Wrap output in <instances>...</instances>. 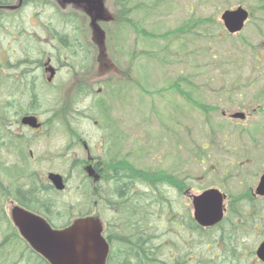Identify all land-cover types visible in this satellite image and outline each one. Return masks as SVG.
Returning <instances> with one entry per match:
<instances>
[{"label": "flooded vegetation", "instance_id": "af4514ba", "mask_svg": "<svg viewBox=\"0 0 264 264\" xmlns=\"http://www.w3.org/2000/svg\"><path fill=\"white\" fill-rule=\"evenodd\" d=\"M109 1L112 5L111 11L107 9L109 18L113 21L115 16V24L118 22L117 24L120 25L121 20L124 25L125 23L129 25V10H126V5L120 0H106V3ZM65 8L62 0H0V112L8 118L4 119L2 124L5 136L0 137V187L2 185L7 187V193L12 199L7 200L4 197L5 191L0 188V207L1 204L2 207H7L9 203L10 209L18 206L28 210L45 219L56 230L67 228L75 220L84 217L98 219L103 227V238L109 243L110 249L113 247L117 250V255L124 252L122 247H131L129 245L138 247V253L141 255L147 254L150 244L147 214V209H149V213L157 219V234H159V240L162 241L160 244L164 248H171L170 256L176 259L177 253L182 252L185 248L190 252L189 257L192 258V263L199 264L196 232L190 228L189 224L182 221L184 216L175 211L176 202L172 201L171 194H175L183 202L187 201L188 204H191L192 211L190 212L187 205L185 210L188 209L186 213L190 214L192 224H195L194 197L199 193L216 190L223 200L222 205L225 212L223 221H229L230 218L233 222L231 226L234 228L231 231L211 232L212 239L207 250L208 256H210L208 260L213 262L223 260L229 248L235 254L233 257H229V263L225 261L223 264H263L258 259L256 252L264 242V211L244 215L238 213L243 204L264 203V195L257 193V186L264 176V155L257 149L249 147L246 150L236 149V145L229 143L230 140L226 139L222 143L219 142L223 149L219 152L223 153L226 150L224 154L227 157L232 156L234 159L228 161L229 167L227 168H218L215 165V169L222 175L218 188L209 186L203 189L196 186L195 189L199 192L197 191L198 193L196 192L197 194L194 195L191 171L186 170L185 164L183 170L179 171L175 169V163L165 166L169 168L165 175L174 180L170 182L171 184L159 182L153 184L149 178L153 175L159 176V174H144L151 162L154 163L155 168L162 169L164 165L161 161L156 162L154 159L143 164V159L138 157L139 152H136L139 142V135L136 133L137 125L135 119L130 124L126 120L127 103H123L121 96H118V99L117 96L107 98V102L115 103L116 106L122 103L125 113L122 111L101 114L102 108L97 101L98 97H96L87 105L88 110H96V108L99 110L98 112L101 114L99 120H97L96 114L75 115L74 113L77 112L75 105L74 103L69 104L68 100L62 103L65 106L62 111L67 116H61L54 110L53 112L48 111L49 117L43 118L42 92L65 93L68 91L77 94L82 92L80 99L83 96L89 99L90 92L93 93V97L94 94L100 96L108 85H117L121 81L116 66V68L106 71H103L105 70V66H102L103 61L100 62L101 69L98 68V65L95 66L99 63L98 60H95L98 49L93 44L91 46L85 44V39L88 40L89 37L86 31L87 28L89 29L90 18L92 22L100 23L103 29H106L107 26L104 20L98 19L95 7L87 8L88 15L78 9V4L68 3V8ZM65 41L76 46L81 43L90 48L84 51L79 50L78 46L77 51H70V49L66 52H48L43 55H37L34 50H30L34 46L55 47ZM20 48H29V54L22 55ZM39 60L42 61L40 70L37 67ZM128 81L131 82V79L129 78ZM76 98L77 96L74 97V99ZM129 99L130 96L128 101H130ZM123 114L124 117L120 121L108 122V117L116 118L115 116L119 117ZM26 118H35V126L27 123ZM81 119L87 121L90 126L95 125L103 133L102 139L94 142L97 144V149L89 146L90 142L83 138L84 133L79 130L78 126ZM58 126L64 130L63 133L57 132ZM102 126H104L103 129H101ZM60 138H63L62 146ZM246 140L244 141L250 146L249 140ZM215 143L216 141H206L203 143L204 149L210 150ZM128 146H132L133 150H136V157L127 160L129 164H136V173L120 175V177L108 174L109 176H105L103 181L100 169H104V163L100 159V154L110 149H118L125 153ZM229 146L231 148L227 150ZM81 151L85 152V157L82 159L75 157L70 161L72 172L70 180H67L68 183H66L64 178V183L67 184L66 188L57 191L54 184L46 181L43 163L51 159L59 161L60 158L68 157L73 152H77V156H79ZM219 152L216 149L215 153ZM185 154L188 155L187 149ZM241 154L251 157H246L243 161L235 159ZM201 155L207 158L200 160L199 165H203L208 158L212 157L211 151H207L206 155ZM127 161L121 159L116 161L115 165L124 166L127 165ZM110 164L109 162L108 165ZM235 164L241 165L242 171L235 168ZM106 166L105 168H107ZM253 167H257V170L250 171L249 169ZM78 169H81L85 175L87 171L89 173L83 181V175L81 177ZM212 171L210 169L203 170L204 173L209 172L208 175L203 176V179L208 180ZM29 176L38 178L45 184L46 189L51 187L54 195H70L72 197L76 194L81 200L80 202L83 203L80 205L81 209L85 206L84 204H87L86 201H90L92 209L82 210V212L59 213L58 209L62 204L60 200L63 198H54L53 202H51V198H43L40 195L48 196L47 190L43 187H39L35 193L29 192L27 185ZM78 177L80 183L76 181L75 186L70 187L69 181H75ZM118 180L122 182L117 184ZM85 181L88 182L90 193L83 187ZM235 183L240 189L234 188ZM159 187L170 192L167 194L168 199L163 205L159 201L155 202V199L147 203L146 194H157ZM102 193H106L105 197L101 196ZM48 200L49 202H47ZM53 209H56V212H53ZM173 212H176L175 215ZM8 219L10 220V218ZM10 222L13 225L12 220ZM220 225L210 228L217 229ZM13 229L16 231L15 227ZM166 235L173 236L174 244L166 241ZM223 235H228L229 238L219 240L218 237ZM6 237H13L14 240H17L7 244V248L0 244L3 249L0 252V264H49L44 257L36 253L28 243L21 239L18 231ZM174 237H177L178 241L175 242ZM185 237L191 238L188 244L184 242ZM127 244L129 245L127 246ZM41 259L43 263L39 262Z\"/></svg>", "mask_w": 264, "mask_h": 264}, {"label": "rangeland", "instance_id": "374dc122", "mask_svg": "<svg viewBox=\"0 0 264 264\" xmlns=\"http://www.w3.org/2000/svg\"><path fill=\"white\" fill-rule=\"evenodd\" d=\"M77 1H79L78 9L86 15H88L87 8L93 6L98 12V19L107 23L106 29H102L98 23L92 22L91 16L89 17L90 25L86 31L89 37L88 40L85 39V42L89 46L90 41L96 45L98 53L95 55V60L104 62L102 66H105V70L103 71L112 70L116 66L125 81L127 80L126 76L131 78L132 94L129 99L131 102L127 97L121 96L120 98L123 103H127L126 120L130 124L135 119L136 133L139 135L137 149L141 150L145 147L151 150L150 152L146 151L145 156H143V151L139 152L141 154L139 158L143 159V164H147L153 159L156 162L163 160L164 167L177 162L182 170L185 164L186 170L191 171L194 195L199 192L196 191V186L203 189L209 186L218 188L222 175L215 169V165L218 168H227L229 167L228 161L234 159V157H227L224 154L226 150L223 153L219 152L223 150L220 143L226 139L230 140L229 143L236 145V149H246L245 139L249 142L250 139L264 142V114H262L264 109V12L259 10L258 1L130 0L128 2L127 0L125 2L129 14L134 11V20L132 21L155 35H166L178 27L201 19L213 18L223 28L221 15L224 11H234L239 7H243L249 12L253 9L256 18H250L241 34L216 45H214L215 43L210 44V46L195 42L194 31L190 35L179 34L175 40L173 35L166 40H150L135 32L134 27L130 25L131 22L129 26H126V30L124 28L126 24L121 27L115 24L109 18V11L112 9L110 1L107 3L106 0H93V3L92 0ZM62 4L68 8L66 0H62ZM145 52L151 53L153 57L138 58L140 53ZM96 65L101 69L99 63ZM181 76H185L189 82L182 83L180 87L190 95L194 100L193 103L177 95L172 87L173 84L179 82ZM118 85L113 87L118 88ZM75 96H77L76 99H74ZM81 96L79 93L68 91L65 93L42 92L43 118L49 117V112L54 110L57 114L65 117L66 114L62 111L65 106L62 103L68 100L69 104L74 103L75 105L77 111L74 113L75 115L96 114L97 120H99V115H101L99 110L97 108L88 110L87 104L90 100H81ZM116 96L118 99L119 94L116 93ZM197 104L203 105L205 110L200 109ZM113 106L118 108L114 112L124 111L125 113L122 103L117 106L113 103ZM239 112H244L247 115L246 120L234 121L230 119L231 114ZM223 113L226 115L224 116ZM115 117L117 121H120L124 114ZM78 126L79 130L84 133L83 138L90 142L89 146L97 149V144L94 142L100 141L103 133L95 125L90 126L84 119L80 120ZM57 129L59 133L64 131L60 126ZM62 139L60 138L61 146ZM206 141H216L215 144H211L212 147L208 150L211 151L212 157L208 158L203 165H199L195 160L189 161V156L185 154L186 147ZM213 146L219 152L218 154L215 153L216 149ZM252 147L253 144L250 142L249 148ZM127 148L124 154L133 149L132 146ZM229 148L231 146L227 150ZM77 155V152H73L68 157L60 158L59 161L51 158L48 161L44 160L45 176L47 177L49 172L61 173L64 177L69 176L71 173L70 161L75 157L84 158L85 152L81 151L79 156ZM235 159L241 161L245 158L236 156ZM205 169L213 170L208 180L203 179L205 174H209V172H203ZM253 169L257 170V167L249 170L253 171ZM78 170L80 171V169ZM76 181L80 183V178L78 177L75 182L72 180L70 182L72 186H75ZM155 188L157 187L155 186ZM234 188L240 189L236 183ZM161 190L162 187H159L160 193ZM164 193L170 194L167 190ZM61 198L69 202L68 200H77L78 196L76 194L72 197L63 195ZM171 199L176 202L174 207L179 215L186 214L188 211V209L185 210L186 205L190 212L192 211L191 204H188L187 201L183 202L177 195L171 194ZM9 206L8 203L7 213L10 212ZM60 208L66 210L64 205H61ZM87 208L88 206L82 210ZM0 210H4L2 204ZM73 211L77 212V210ZM5 229L3 228L1 231ZM174 240L176 242L178 238L174 237ZM199 240L197 243L198 255L199 251H204L209 255L206 252V242L201 245ZM231 250L228 248L225 258L214 261L213 264H223L225 261L229 263V257H233L235 254ZM168 252L170 250L162 253V259L169 260Z\"/></svg>", "mask_w": 264, "mask_h": 264}, {"label": "trees", "instance_id": "16d2710c", "mask_svg": "<svg viewBox=\"0 0 264 264\" xmlns=\"http://www.w3.org/2000/svg\"><path fill=\"white\" fill-rule=\"evenodd\" d=\"M120 1L123 4H125L124 0H120ZM257 1H258L257 4L260 6L259 10H262L264 12V0H257ZM128 2H130V0H128ZM133 16H134V11H131L129 14V18H128L129 24L131 22L132 24H130V25L132 27H134L135 32H137L139 35H141L145 38H148L150 40H156V39L157 40H166L171 35L175 36V38H174V40H175L176 37L179 36V34L185 33L186 35H190V33L194 31L193 33L195 34V42L205 43L207 46H210V44L215 43L214 45H216L219 42H225L226 39L233 37V36L228 35L226 33L225 29H223L222 26L220 24H218L213 18L212 19H201L197 22H190L187 25L178 27V29L173 30L172 32H168L166 35H157V34L155 35L153 33L147 32L146 29L141 27L140 25L135 24V21L134 22L132 21V20H134ZM250 16H251L250 17L251 19L256 18L253 9H251ZM191 19L196 20L195 18H191ZM192 26H195V27H192ZM191 45H192V43H191ZM78 46H79V50H84V51H87L88 48H90L89 46H85L84 44H81V43H78ZM78 46H76L74 44H69L68 42L65 41L61 44H57L55 46L56 48L50 47V46H43V47L34 46V47H31L30 50H34L37 55H43V54L48 53V52H50V53L66 52V51H69L70 49H71L70 51H77L76 49ZM20 49L22 51V53H21L22 55H24L25 53L29 54V48H20ZM139 55L140 56L138 58L146 57V56L147 57H153V55L151 53H148V52L140 53ZM135 56L136 55H134V58H136ZM212 58L214 59L215 56L213 55ZM37 67H38V70L42 69V61H40V60L37 61ZM178 81L179 82L172 85V87L175 89L174 90L175 93L177 95H179L180 97L187 99L190 103H193L194 100L191 99L190 95L184 90V88L180 87L182 85V83L189 82V81H187V78L185 76H181V78ZM118 86H119L118 88H113V90L111 89V87H109L108 88L109 92L105 93L104 97L99 99V103H100V106L102 108L100 111L101 114H103V113L104 114H111V113H114V111L118 110L117 107L113 106V103L107 102L108 101L107 98L112 97L114 92L118 93L119 96H122L123 98L128 97L131 94L132 89H131V85L129 83H127V82H124L121 84L119 83ZM145 92L147 93L149 91H145ZM0 106H1V103H0ZM197 106H199L200 109L205 110L203 105L197 104ZM262 114H264V109L262 111ZM114 121H116V118H109L108 117L109 123H114ZM2 124H3V120L0 118V133L3 132ZM103 128H104V126L101 127V129H103ZM113 133H115V132H113ZM115 134H114V136H115ZM250 142H252V144H253L252 149H257L259 153H263V155H264V142H261L257 139L256 140L250 139ZM203 143H205V142H203ZM203 143L195 145V146L191 145L190 147L187 146L188 148H186V149L188 151V156L190 158L189 161L195 160V161H198V164H199L200 160L207 158V157L204 158L201 155V154L206 155V153L208 151V150L206 151L204 149L205 145ZM248 147L249 146L247 145V148ZM178 149H179V146H178ZM135 151L136 150L132 149L131 151H128L127 154H124L123 152H121L118 149H115V150L110 149L108 151H105L101 155V158H100L102 160V163H104V165H103L104 169H100V171L102 173L103 181L105 179V176H109L110 174H111V176H117L118 175L119 177H120V175H128L130 173L135 174L136 173V169H135L136 164H134V163L129 164L127 161L130 158L136 157ZM141 151H143V156H145V154H146L145 152L146 151L150 152L151 150L143 147V149L138 150L136 152L138 153ZM140 155L141 154L138 153V157H140ZM237 157L238 158L244 157L246 159V157L248 158L251 156L242 154V155H238ZM121 159L126 160L127 165H124V166H120L117 164L115 165L116 161L121 160ZM245 159H243V160H245ZM109 162L111 163L110 165H108ZM161 162H162V165H164L163 160H161ZM105 165H107L106 166L107 168H105ZM162 165H161V167H162ZM235 165H236L235 168H238L242 171L241 165H239V164H235ZM148 167L149 168L146 171H144V174H147V175L159 174V176L153 175L151 178H149L150 182H152L153 184H155L157 182H159L161 184L162 183L168 184V183L174 181V180L170 179L167 175H165L169 171V168H167V167H162V169L155 168L153 162H151L150 165H148ZM180 168L181 167L178 166L177 162H175V169L177 171H179V170H181ZM71 175H72V173L69 175L68 180H70ZM80 175H81V177L83 175L82 181L84 180V178H87V176L85 175V173L83 171H82V173H80ZM70 182H72V180L69 181V183ZM120 182H122V181L118 180L117 184H120ZM84 183H85L83 186L84 189H86V191L88 193H90V190H89L90 188H89L88 182L85 181ZM27 185H28L29 192H31V193L37 192L39 187L45 188L44 187L45 184H43L38 178L36 179L34 176H29V180L27 182ZM70 185L72 187V183H70ZM166 186H168V185H166ZM104 187H105V185H104ZM46 190H47V193L51 195V202H53L52 199H54V198L60 199L61 196H63V195H57V194H56L57 196L54 195L52 193L51 187H49ZM166 190L167 189H165V190L162 189L161 193H157L155 195L147 193L146 194L147 203L150 200L152 201L155 199V202L159 201L163 205V203L166 201V199H168L167 194L164 193V192H166ZM86 191H85V194H87ZM105 195H106V193L101 194V196H104V197H105ZM47 202H49V200ZM60 202H62V205L66 206L67 211L63 210L64 212L70 213L73 210H77L79 212H82L80 205H83V203L79 202L77 204L78 200L73 201L72 203H69L65 199H61ZM86 203L87 204H84L85 205L84 207L88 206L86 211L91 210L92 205H91L90 201H86ZM32 206H34V205H32ZM50 206H49V208H50ZM60 209L62 211V208H60ZM263 211H264V203L257 202L254 204H246L245 209H244L242 214L243 215L247 214V213L255 214V213H262ZM6 212H7L6 209L0 210V221L2 222V224L0 225V234L3 233L1 231V229L5 228L6 226L9 227L8 230H10V228H12L11 222L8 219V215ZM51 212H52V209H51ZM53 212H56V209H53ZM173 213L175 215L176 212H173ZM147 214H148V226H149V237H150L149 250L147 251V254L145 253L144 255H141L140 253H138V251H139L138 247H136L135 245L127 244V246L129 245L131 247H125V246L122 247L124 249V252H122V253L120 252L117 255V250L112 247L110 249L111 253L109 255L108 264H193L192 258L189 257L190 253H188L189 251H187L185 248L183 249L184 251L177 253L176 259L172 258V256L169 257L168 261L165 259H162V253L167 251L169 248H164L160 244L161 239L159 240V234H157L158 233L157 219L154 217L153 214L149 213V209H147ZM174 215H173V219H174ZM188 218L190 219V222H188L189 221ZM182 221L185 222L186 224H189L190 228L195 230L196 235H197V243H198L199 238H200L199 244L202 245L203 242L204 243L206 242L205 246H206L207 250L209 248L208 241L210 242L212 239L211 232L231 231L234 228L231 226V225H233V222L230 220V218H229V221L221 222V225L217 229H213V228L203 229L199 224H196V223L192 224V220L190 218L189 213L184 214V218L182 219ZM255 228H256V226H255ZM12 233H13V231L7 235L5 234V237L1 241L2 247H6V246H8L7 244L13 242V240H14L13 237H11V238L6 237L8 235H11ZM14 234H15V232H14ZM166 236H167L166 241L174 244L173 236L172 235H166ZM16 238H18V236H16ZM218 238H219V240L222 241V240L228 239L229 236L223 235L222 237H218ZM16 240H14V241H16ZM190 240H191L190 237L184 238V242L187 244L190 242ZM7 241H9V242H7ZM0 249H2V248L0 247ZM200 249H202V248H200ZM4 250H6V249H4ZM169 250H170V252H172L171 248ZM207 250H206V252H207ZM170 252H169V254H170ZM159 256H160V258H159ZM198 256L200 258L199 264H213V261L208 260V255L204 251H202V252L199 251ZM39 262L43 263L42 259Z\"/></svg>", "mask_w": 264, "mask_h": 264}, {"label": "water", "instance_id": "95a60500", "mask_svg": "<svg viewBox=\"0 0 264 264\" xmlns=\"http://www.w3.org/2000/svg\"><path fill=\"white\" fill-rule=\"evenodd\" d=\"M66 1L74 5L79 3L77 0ZM221 18L229 33L236 34L244 29L249 12L239 7L235 11H225ZM232 117L244 119L245 114L239 112ZM25 120L35 126V118ZM49 179L59 191L65 188L61 175L50 174ZM257 187V193L264 195V176ZM193 201L197 223L210 227L221 222L224 216L223 200L218 191L209 190L194 197ZM12 218L27 242H30L34 250L41 253L50 264H107L110 250L102 237L103 227L98 219L84 217L68 228L54 230L41 217L18 207L13 211ZM257 255L264 261V243Z\"/></svg>", "mask_w": 264, "mask_h": 264}, {"label": "bare ground", "instance_id": "6f19581e", "mask_svg": "<svg viewBox=\"0 0 264 264\" xmlns=\"http://www.w3.org/2000/svg\"><path fill=\"white\" fill-rule=\"evenodd\" d=\"M88 96H89V99H90V101L91 100H93L94 99V97H93V93H89L88 94ZM86 98V97H85ZM86 99H88V98H86ZM0 118L4 121V119L6 120V119H8L7 118V116H3V113L2 112H0ZM5 135H4V132H1L0 133V137H4ZM2 190H4L5 191V193H4V197L7 199V200H12L11 199V197H9V195H8V193H7V191H8V188L6 187H4L3 185H2V187H0ZM53 195V194H52ZM40 196H42L43 198H45V199H47V198H51V195L50 194H48V196H45V195H40ZM245 205L246 204H243V206H241V208L239 209V214L240 213H243V211H244V209H245ZM233 207H235V205H233ZM196 240H197V236H196Z\"/></svg>", "mask_w": 264, "mask_h": 264}]
</instances>
